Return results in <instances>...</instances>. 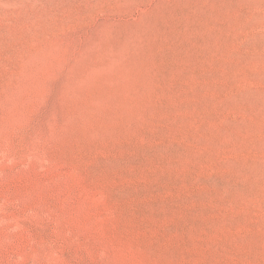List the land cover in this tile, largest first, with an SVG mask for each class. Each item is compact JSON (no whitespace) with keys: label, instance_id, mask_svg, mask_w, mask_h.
Segmentation results:
<instances>
[{"label":"rangeland","instance_id":"1","mask_svg":"<svg viewBox=\"0 0 264 264\" xmlns=\"http://www.w3.org/2000/svg\"><path fill=\"white\" fill-rule=\"evenodd\" d=\"M0 264H264V0H0Z\"/></svg>","mask_w":264,"mask_h":264}]
</instances>
